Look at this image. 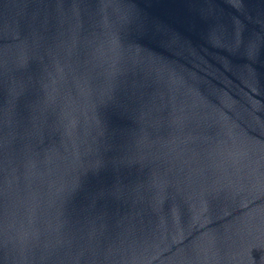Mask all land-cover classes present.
<instances>
[{"label":"water","instance_id":"water-1","mask_svg":"<svg viewBox=\"0 0 264 264\" xmlns=\"http://www.w3.org/2000/svg\"><path fill=\"white\" fill-rule=\"evenodd\" d=\"M0 264H264V0H0Z\"/></svg>","mask_w":264,"mask_h":264}]
</instances>
